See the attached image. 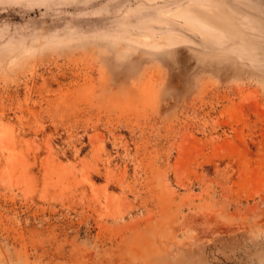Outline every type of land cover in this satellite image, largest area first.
Masks as SVG:
<instances>
[{"label":"rangeland","instance_id":"rangeland-1","mask_svg":"<svg viewBox=\"0 0 264 264\" xmlns=\"http://www.w3.org/2000/svg\"><path fill=\"white\" fill-rule=\"evenodd\" d=\"M0 264H264V0H0Z\"/></svg>","mask_w":264,"mask_h":264}]
</instances>
